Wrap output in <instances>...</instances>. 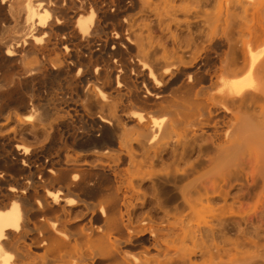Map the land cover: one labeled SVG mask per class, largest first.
<instances>
[{
    "label": "bare ground",
    "instance_id": "6f19581e",
    "mask_svg": "<svg viewBox=\"0 0 264 264\" xmlns=\"http://www.w3.org/2000/svg\"><path fill=\"white\" fill-rule=\"evenodd\" d=\"M246 156L264 184V0H0V264H264L202 194Z\"/></svg>",
    "mask_w": 264,
    "mask_h": 264
},
{
    "label": "rangeland",
    "instance_id": "374dc122",
    "mask_svg": "<svg viewBox=\"0 0 264 264\" xmlns=\"http://www.w3.org/2000/svg\"><path fill=\"white\" fill-rule=\"evenodd\" d=\"M152 30L156 35L161 34L156 20L152 21ZM167 42L171 46V41L167 40ZM94 110L97 108L94 107ZM17 136L38 144L43 140L44 133L39 129L32 131L30 128H19ZM173 146L174 141L170 143V147ZM208 148L209 144L199 141L193 151L191 149L187 151L186 158L190 163L207 166L213 158ZM165 158H169V155ZM137 159L141 160L142 157L137 156ZM249 160V156H246L244 165L239 169H233L227 180H219L214 189H209L206 195L202 191V194L204 198H216L214 205L217 207L226 205L235 212V219L228 225V237L232 243H245L247 247L257 245L260 250H264V231H262L264 222L262 224L253 215L264 204V184L256 177V171ZM237 222H240V225L236 224ZM261 224V230L256 233V228Z\"/></svg>",
    "mask_w": 264,
    "mask_h": 264
}]
</instances>
